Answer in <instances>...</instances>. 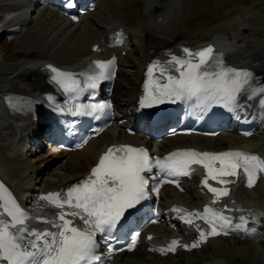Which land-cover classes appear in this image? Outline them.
<instances>
[{"label":"snow or ice","instance_id":"6c2138e0","mask_svg":"<svg viewBox=\"0 0 264 264\" xmlns=\"http://www.w3.org/2000/svg\"><path fill=\"white\" fill-rule=\"evenodd\" d=\"M64 7H78V0H64ZM182 52L183 56L171 55L166 64L154 61L148 66L144 95L139 102L141 109L189 102L194 103L201 116L218 106L237 114L239 119L240 97L246 94L248 101L260 97L258 106L264 116V83L253 72L228 66L223 54L216 53L212 46L195 52L183 48ZM47 71L50 82L66 97L62 103L53 95L46 97L48 107L58 117H92L99 121L112 114L110 102L83 103L82 97L87 93L94 99L103 81L114 80L115 57L93 61L81 72L63 71L52 65L47 66ZM6 99L14 111L29 113L38 103L21 97ZM56 123L62 133L77 131L76 120L64 125L59 120ZM87 142L85 138L77 147ZM193 174L200 175L209 204L202 212L182 207L170 211L194 230L198 239L190 245L172 239L154 246L152 251L167 254L178 247L191 250L209 236L221 234H258L264 211L242 208L236 204L234 194L241 183L248 188L255 185L264 174V158L238 150L195 149L176 150L159 158L150 156L143 147L113 145L84 179L65 189L40 194L31 213L0 181V264H102L101 245H106L109 252L116 251L111 242L125 232L131 235L128 250H133L140 236L133 225L150 210L146 202L151 193L158 196L166 183L179 187L180 177ZM154 215L152 223L158 221L159 212Z\"/></svg>","mask_w":264,"mask_h":264},{"label":"bare ground","instance_id":"6f19581e","mask_svg":"<svg viewBox=\"0 0 264 264\" xmlns=\"http://www.w3.org/2000/svg\"><path fill=\"white\" fill-rule=\"evenodd\" d=\"M20 1L23 0H0V7L7 2L18 4ZM129 1L101 0L95 12L89 13L80 25L72 28H68L66 19L49 6H44L33 22L23 12H19L15 17L20 28L18 31L20 35L15 38L19 48L15 49L6 60H0V176L20 195L39 187H44L46 190L55 189L69 180L82 177L95 163L104 147L121 141L132 143L140 141L139 136H128L117 126L112 127L92 140L84 150L70 152L65 164L46 173L45 183L42 185L38 173H35L36 168L43 161L51 159L40 157V161L30 160L18 152L15 136L17 133L28 131V122L23 114L7 115L4 111L2 99L6 95L35 96L49 90L46 75L40 69L45 62H54L60 66H79L91 55L90 46L99 43L105 32L123 27L135 39L134 46L139 49L138 57L135 59L138 72L135 86L128 87L131 86L132 81L130 73L126 72L124 82L121 84L119 83V78L123 76L121 70L118 76L116 91L122 94L124 103L118 102L117 107L122 106L125 111L138 104L146 62L153 57L167 58L163 56L166 50L177 52V49L185 45L197 47L209 44L218 53L223 54L228 64L254 70L259 76V81L264 83V0H255L254 3L247 5L238 3L204 24L195 23L200 13L196 8L199 4L210 3L211 0H141L140 9L134 8L135 3ZM181 1L182 7L178 12ZM124 49L126 47L117 48L120 52ZM127 53V56L121 60V66L126 65V59L130 57L132 49H127ZM139 54L140 61H138ZM107 55L108 53L101 54V56ZM25 68L31 70L30 75L22 74ZM247 109L249 108L245 107V111ZM256 109L255 106L254 113ZM256 116L258 120L263 119L264 126L261 113L257 112ZM167 144L169 147L166 146ZM180 146L264 149V134H257L250 139L241 138L232 131H224L215 138L181 135L166 139L164 144L158 146V150L164 152ZM51 149L52 153L61 152L53 146ZM62 169L69 171L65 173L61 171ZM84 169L87 170L74 174ZM241 195L251 206H258L264 210L262 185H258L250 194L242 192ZM168 197L171 199H168L170 201L165 199L163 201L165 204L172 201L190 206L197 204L196 199L189 194H175L168 190ZM261 229L258 244H254L255 239L251 244L240 243L239 239H234L229 244L224 243L227 239L217 240L209 246L213 250H211L212 255L209 259H204L201 264H241L240 261L243 262L247 257L249 261L255 263L259 260L258 264H264V225ZM204 250L198 253L203 254ZM231 254L235 255L229 259L225 258ZM169 261L173 262V257L157 259L146 251L139 250L119 256L113 264H168ZM175 261L177 262L178 259ZM188 264L194 263L188 262Z\"/></svg>","mask_w":264,"mask_h":264},{"label":"rangeland","instance_id":"374dc122","mask_svg":"<svg viewBox=\"0 0 264 264\" xmlns=\"http://www.w3.org/2000/svg\"><path fill=\"white\" fill-rule=\"evenodd\" d=\"M129 2L135 3L133 7L140 9L141 0H130ZM254 2H255V0H211L210 3L205 2L204 4H199L196 9L200 13H199V16L196 18L195 23H203L204 24L208 21L210 22L216 17V15H218L219 13H221L225 10H229V9L233 8L238 3H242V4L247 5V3L252 4ZM190 11H191V9H189V12ZM0 21H1V19H0ZM193 23H194V21H193ZM146 36L147 35L145 34L144 37L146 38ZM132 40L135 41L134 39H132ZM133 41H131V42H133ZM16 43H17L16 39L9 40L8 38H3V40L0 43V60L1 59L6 60L7 57H9L15 49L19 48V45H16ZM138 51H139L138 47H136V46L132 47V53H131L130 57L126 60V65L122 66V69H121L123 76H121L119 78V83L121 84V82H124L126 72L130 73L131 77H132V81L130 84L131 86H128L129 88L132 86L133 87L135 86V79H136V76L138 74L137 68L135 67V59L138 57ZM139 58H140V54H139ZM140 60H141V58L138 59V61H140ZM117 88H118V82H117ZM116 95H117L116 101L124 103L123 96H122V94L118 93V90L115 93V96ZM117 98H118V100H117ZM86 170L84 169L83 171H81V172L78 171V172H75L74 174L83 173ZM61 171H64L66 173L69 170L62 169ZM225 242L227 244H229V243H232L233 241L226 240V241H224V243ZM246 244L244 246H246ZM248 244H251V243H248ZM211 250H212V248L209 247V248H207V250L205 249V251H203V254H200V253H195L194 255L183 254L182 256L173 259V262L169 261L168 264H175V263L176 264H188V262H192L194 264H201L204 259H207V258L209 259V257L212 255L211 253L213 250L212 251ZM234 255L235 254L228 255L229 257L225 256V255L224 256H225V258L229 259V258L233 257ZM176 259H178L177 262L175 261ZM258 261L259 260H257L254 263V261H251V260L249 261L248 257H247L244 259L243 262L240 261V263L241 264L242 263L243 264H250V263H253V264L257 263L258 264L259 263Z\"/></svg>","mask_w":264,"mask_h":264},{"label":"water","instance_id":"95a60500","mask_svg":"<svg viewBox=\"0 0 264 264\" xmlns=\"http://www.w3.org/2000/svg\"><path fill=\"white\" fill-rule=\"evenodd\" d=\"M26 73H28V71H26Z\"/></svg>","mask_w":264,"mask_h":264}]
</instances>
